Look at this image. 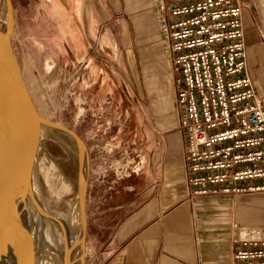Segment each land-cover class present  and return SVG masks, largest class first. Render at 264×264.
<instances>
[{"label":"rangeland","instance_id":"374dc122","mask_svg":"<svg viewBox=\"0 0 264 264\" xmlns=\"http://www.w3.org/2000/svg\"><path fill=\"white\" fill-rule=\"evenodd\" d=\"M10 1L11 46L23 80L40 98L51 97L40 92L44 90L66 101L75 113L67 121L75 126L77 117L89 149L86 264H91L102 244L94 236L93 223H101L104 230L105 224L108 229L112 226V218L114 223L120 221L130 194L125 187L141 180L145 152L163 149L162 135L153 124L157 114L151 110L150 98L164 92L171 81L163 82L166 86L160 90L158 82L170 78L162 41L155 30L142 34L123 20L120 24L104 4L105 18L93 5L87 12L88 31L94 39L91 46L85 37L80 0ZM245 4L248 63L264 103V0H245ZM5 16V1L0 0V34ZM60 101L54 102L55 107L63 105ZM165 101L168 102L166 96ZM33 105L41 117L54 122L49 110ZM40 130L42 148L36 161H42L41 166L62 186V169L67 172L66 151L59 144L63 136L57 133V143ZM175 130L180 133L178 125ZM182 146L184 149V142ZM99 180L102 190L95 198ZM39 190L52 214L49 201ZM65 197L68 204L72 191ZM97 203L99 207L95 209Z\"/></svg>","mask_w":264,"mask_h":264},{"label":"built area","instance_id":"2783aa9c","mask_svg":"<svg viewBox=\"0 0 264 264\" xmlns=\"http://www.w3.org/2000/svg\"><path fill=\"white\" fill-rule=\"evenodd\" d=\"M189 197L264 191V103L248 63L245 0H151ZM232 264H264V234L232 238Z\"/></svg>","mask_w":264,"mask_h":264},{"label":"crops","instance_id":"0c3cea01","mask_svg":"<svg viewBox=\"0 0 264 264\" xmlns=\"http://www.w3.org/2000/svg\"><path fill=\"white\" fill-rule=\"evenodd\" d=\"M99 1L103 12L106 4L120 24L123 20L142 34L155 30L161 39L151 0ZM162 80L160 90L170 78ZM167 86V94L159 91L150 97L162 152H145L141 180L125 187L130 194L120 221L112 218V226L105 224L104 230L101 223H93L94 236L102 244L91 264H232L234 236L254 239L264 234V191L189 197L183 137L175 130L180 113L171 81ZM94 189L96 198L102 190L100 180Z\"/></svg>","mask_w":264,"mask_h":264},{"label":"water","instance_id":"95a60500","mask_svg":"<svg viewBox=\"0 0 264 264\" xmlns=\"http://www.w3.org/2000/svg\"><path fill=\"white\" fill-rule=\"evenodd\" d=\"M4 1L5 20L9 16L12 35V5L10 0ZM80 3L85 37L93 46L94 39L90 36L87 26V12L93 5L103 18L105 14L99 0H80ZM8 49L19 70L11 38ZM18 73L17 78H0V110H9V101L33 103L49 110L55 122V129L64 138L62 147L66 151L67 172L64 177L65 184L59 186L51 174L41 166L42 161H36L14 140L0 136V161L3 162H0V264H3V251L6 247L22 253L32 264H86V208L90 157L81 125L77 117L73 122L75 126L69 125L67 117H74L75 113L64 99L44 90L40 92L48 93L47 96L51 97L40 98L23 80L21 69ZM58 101L63 105L57 108L55 103ZM21 169L25 170L29 180L44 192L50 203L56 234V243L53 246H48L29 222L26 224L24 214L19 212L16 206L15 198L20 196L21 192L11 184V178ZM70 191L72 198L66 204L65 195ZM70 217L71 219H68Z\"/></svg>","mask_w":264,"mask_h":264},{"label":"bare ground","instance_id":"6f19581e","mask_svg":"<svg viewBox=\"0 0 264 264\" xmlns=\"http://www.w3.org/2000/svg\"><path fill=\"white\" fill-rule=\"evenodd\" d=\"M3 24L4 30L0 34V78H17L19 76L18 69L8 49L11 38L9 16L3 21ZM8 103L10 104H8L9 110H0V136L14 140L37 160L38 152L42 148V140L39 137L40 129L45 131L46 136L49 135L57 142L60 133L54 127L55 122L41 117L33 103L14 101ZM59 144L64 146V138ZM64 164L66 165V159ZM65 173V169H62L61 174L65 176ZM11 184L21 192L20 196H16L15 203L19 212L24 214L26 224L29 222L32 229L34 228L48 246L55 245L56 234L53 216L45 206L39 188L29 180L26 171L23 169L18 170L12 176ZM3 257V264H32L22 253L8 247L4 248Z\"/></svg>","mask_w":264,"mask_h":264},{"label":"flooded vegetation","instance_id":"af4514ba","mask_svg":"<svg viewBox=\"0 0 264 264\" xmlns=\"http://www.w3.org/2000/svg\"><path fill=\"white\" fill-rule=\"evenodd\" d=\"M119 70H120V72H122L121 69H119ZM126 124H127V123H126Z\"/></svg>","mask_w":264,"mask_h":264}]
</instances>
